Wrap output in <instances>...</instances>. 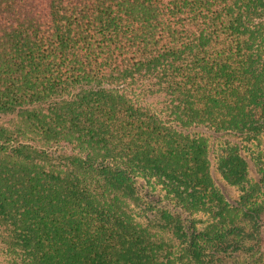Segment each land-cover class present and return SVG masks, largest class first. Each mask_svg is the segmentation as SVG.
<instances>
[{"label": "trees", "instance_id": "obj_1", "mask_svg": "<svg viewBox=\"0 0 264 264\" xmlns=\"http://www.w3.org/2000/svg\"><path fill=\"white\" fill-rule=\"evenodd\" d=\"M0 116V243L20 264H211L233 244L196 211L242 212L224 234L241 220L264 242L242 145L264 138V0H0ZM205 129L241 144L211 157Z\"/></svg>", "mask_w": 264, "mask_h": 264}, {"label": "rangeland", "instance_id": "obj_2", "mask_svg": "<svg viewBox=\"0 0 264 264\" xmlns=\"http://www.w3.org/2000/svg\"><path fill=\"white\" fill-rule=\"evenodd\" d=\"M15 123H16L15 120H13L11 117L0 116V126L2 127L11 128ZM200 132L208 137L209 145L211 147L210 149L211 157L213 154L212 153L213 149L219 143L223 141H229L230 143L239 141V143L241 144V140H242L236 138H227L222 135H213L212 133H210L211 131L207 129L201 130ZM242 145H244V152L246 157H248L249 161H251L250 156L254 152L256 153L259 151L261 153L260 159L262 164L260 165V168L257 167L256 165L254 167L252 162L249 163L251 183L253 184L254 182L256 183V181H258V178H260L259 173L261 177H263L264 179V138H261L259 141L254 142L252 144L244 143ZM211 174L213 178V183L215 187L219 190L224 201L229 205H231V207H236L238 205H241V207H243L242 202H240V192L236 188L229 186L222 179H220L218 173L215 171L214 161H212ZM140 182L142 185L141 187H143V189L146 192L148 191L147 193L149 195H152L154 199L157 200L158 199L157 196L164 197L163 193L160 191V187L158 185L156 186L155 183L151 182V184L154 185V189H155L152 190L153 187L151 184L148 185L144 180H141ZM241 213L242 212L234 210L233 212H229L226 215V218L223 220L214 219L212 215H209L204 211H196L189 214V217L191 218L196 231H198L199 233L207 232L210 238L215 237V239L212 238L214 243H218L221 241L224 242L226 239H228V242H232L233 246L235 245L233 241H236L239 244L237 250H233V246L231 247L226 246L225 252L219 250L218 254L211 259L212 261L211 264H264V242L260 243L259 245H256L255 239H250L246 237V234L250 233L249 226L246 223L244 224L241 223V220L239 221V225L242 228L243 239L241 237H235L231 234H229V236L224 234L225 233L224 231L230 225L228 224L230 222L228 220L230 219L234 220L236 223L237 222L236 220H239V218H241ZM238 214L239 216H237ZM219 235H225V238L222 240L221 238L217 237ZM226 236L228 238H226ZM203 243L205 242L201 240L202 245ZM221 244L225 245L223 243ZM17 257L8 253L0 243V264H20L19 258Z\"/></svg>", "mask_w": 264, "mask_h": 264}]
</instances>
